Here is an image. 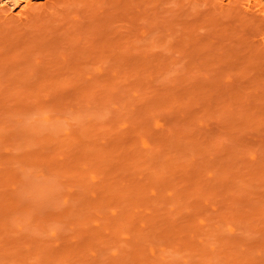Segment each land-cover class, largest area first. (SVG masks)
Returning a JSON list of instances; mask_svg holds the SVG:
<instances>
[{
	"label": "rangeland",
	"instance_id": "1",
	"mask_svg": "<svg viewBox=\"0 0 264 264\" xmlns=\"http://www.w3.org/2000/svg\"><path fill=\"white\" fill-rule=\"evenodd\" d=\"M1 1L0 264H264V0Z\"/></svg>",
	"mask_w": 264,
	"mask_h": 264
},
{
	"label": "bare ground",
	"instance_id": "2",
	"mask_svg": "<svg viewBox=\"0 0 264 264\" xmlns=\"http://www.w3.org/2000/svg\"><path fill=\"white\" fill-rule=\"evenodd\" d=\"M24 1H25V3H26L27 1L30 2L29 0H24ZM228 1H229V0H228ZM230 1H231V2H235V1H237V0H233V1L230 0ZM238 1H239V0H238ZM16 2H17V1H16ZM16 2H15V5L18 3V2H17V3H16ZM21 2H22V1H21ZM0 3H1V5H3V4H2V1H1ZM227 3L230 4L229 2H227ZM26 4H27V3H26ZM258 4H259V3H258ZM1 5H0V6H1ZM252 7H255V6L253 5Z\"/></svg>",
	"mask_w": 264,
	"mask_h": 264
}]
</instances>
